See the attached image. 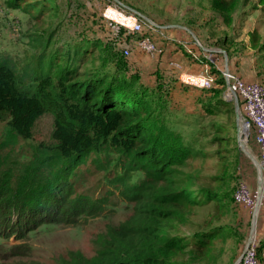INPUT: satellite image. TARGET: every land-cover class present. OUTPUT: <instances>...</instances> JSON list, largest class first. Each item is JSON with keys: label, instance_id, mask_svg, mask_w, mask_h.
<instances>
[{"label": "rangeland", "instance_id": "1", "mask_svg": "<svg viewBox=\"0 0 264 264\" xmlns=\"http://www.w3.org/2000/svg\"><path fill=\"white\" fill-rule=\"evenodd\" d=\"M114 1L162 25L171 38L165 39L142 21L144 40L157 47L148 51L135 44L129 58L135 57L146 73L133 74L122 49L111 44L93 50L91 58L66 48L73 31L88 34L93 32L92 24L93 29L97 25L102 42L110 39V26L101 14L109 0H0V61L13 67L21 87L33 90L38 74L47 71L56 78L67 63L77 71L98 68L104 62L96 56L102 54L109 66L119 64L124 69L121 78L145 92L155 132L191 152L185 164L176 166L182 185L188 186L191 195L201 196L206 190L216 195L179 209L169 234L180 237L182 244L172 259L181 264H235L250 236L255 210L236 202L233 193L244 179L258 194L257 174L251 182L242 170L255 137L253 130L241 138L238 135L236 113L241 102L226 93L225 86H166L175 68L167 70L171 77L152 75L154 67L145 59L162 54L166 42L173 49L180 37L190 40L195 35L203 44L223 49L229 59L253 53L264 63V0ZM169 25L185 30L175 34ZM218 52L221 65L224 53ZM198 69L195 64L191 70ZM112 72L107 71L108 76H114ZM258 81L264 84V72ZM53 129L52 112L39 117L29 139L13 135L6 121L0 120V264H89L107 241L108 229L129 221L134 212L128 194L146 180L145 164L108 141L73 167L69 165L68 171L64 161L61 170ZM56 178L61 184L54 183ZM47 186L50 189L44 193ZM32 191L37 194L29 195ZM93 201H100L101 209ZM258 202V208H263L264 200L258 198ZM21 204L37 216L30 224L25 214L20 217ZM256 217L254 236L260 242L264 240L258 238L257 229L263 209ZM259 257L264 264V252Z\"/></svg>", "mask_w": 264, "mask_h": 264}, {"label": "trees", "instance_id": "2", "mask_svg": "<svg viewBox=\"0 0 264 264\" xmlns=\"http://www.w3.org/2000/svg\"><path fill=\"white\" fill-rule=\"evenodd\" d=\"M103 44L114 46L110 40L102 42L100 37H95L73 49L66 48L91 58L92 51H98ZM96 59L105 64L77 71L76 66L67 63L64 72L56 78L47 71L42 76L38 74L40 78L35 80L34 90L21 87L13 67L0 61V120L6 121L13 135L29 139L39 117L52 112V136L61 170L65 162L68 171L69 165L73 167L108 141L147 167L146 180L128 194L134 202L130 220L108 229L107 241L89 264H181L172 259L182 244L180 237L169 234L172 220L185 205H200L216 195L210 190L201 196L188 192L176 166L185 164L191 153L189 149L155 132L144 100L145 92L134 89L130 80L121 78L124 69L119 64L109 66L102 54ZM107 71H113L114 76H108ZM54 183L61 184L60 178ZM36 194L37 191H32L29 195ZM99 202L93 201L92 205L101 209ZM19 208L26 223L37 218L31 209L22 204Z\"/></svg>", "mask_w": 264, "mask_h": 264}, {"label": "built area", "instance_id": "3", "mask_svg": "<svg viewBox=\"0 0 264 264\" xmlns=\"http://www.w3.org/2000/svg\"><path fill=\"white\" fill-rule=\"evenodd\" d=\"M102 18L110 26V41L122 49L126 57L132 53L134 45H138L140 49L150 50L157 47L151 41H145V35L142 34V21L147 22L154 32H157L171 39L165 33L164 27L159 26L156 22H148L135 12L122 6L121 3L109 0L102 11ZM113 40V41H112ZM192 43L199 48L197 52L191 51L193 60L201 67L198 70H191L188 66L180 62L171 61L172 68H175V77L182 84L201 89H209L214 87L225 86L226 93L236 95L241 102L242 124L250 133L254 132L255 141L259 145L260 153L257 158L258 164L257 175L264 178V84L260 81H248L242 76L232 71L223 63L217 64L216 58L206 48L201 40L195 36H191ZM181 43H186L180 40ZM210 50V51H208ZM220 51V50H218ZM218 51H215L219 53ZM226 61L225 55L223 56ZM233 198L236 202L254 209L258 201V194L254 193L249 184L244 179H240ZM260 242L254 236L251 243L243 250L237 264H263L260 260Z\"/></svg>", "mask_w": 264, "mask_h": 264}, {"label": "crops", "instance_id": "4", "mask_svg": "<svg viewBox=\"0 0 264 264\" xmlns=\"http://www.w3.org/2000/svg\"><path fill=\"white\" fill-rule=\"evenodd\" d=\"M92 20H94V19L91 18V21ZM93 25L94 24H92L91 28H92V31L94 33L90 31L88 34H84V33H76L75 31H73V37L71 38L72 40L71 39L68 40V42L65 45L67 47L70 46L73 49L77 45H79L81 42H85L88 40H92L95 37H99L100 31L96 28L97 25L95 26V29H93L94 28ZM168 28L174 29L173 32L175 34H181L182 30H185V28L182 29V27H168ZM177 28H180V30H178ZM85 29H88V28H85ZM79 30H84V29L81 28V29H78V31ZM180 38L182 39V41H184L186 43L179 42L177 44V46L172 49V48H170L171 46L168 45V42H166L165 46H163V49H165V51L162 54H160L158 56L146 57L145 64H148V65L152 64L154 67V72H150L149 74H152V75L153 74H155V75L164 74V76H169V73L167 72V70H169V67L172 69L170 61L182 62L184 65L188 66L190 69H192L195 64L198 65L199 68L201 67V64L195 62L193 60L192 55H191V51L197 52L199 50V48L196 47L192 43L191 38H190V40H186L185 39L186 37H183V38L180 37ZM201 42H204V41L201 39ZM204 46L211 50V51L210 50H208V51H210L212 53V55L217 60V64H219V53L215 52L216 47L207 46L206 44H204ZM181 49H183V50H181ZM165 53H167L168 56H165ZM129 56L127 57L129 70L131 69L133 74L134 73H146V72H144L143 69H140V67H138L139 65H138L135 57L132 56L129 58ZM176 56L179 57L178 60H175ZM221 60H223V61H221L222 64L227 63L228 64L227 66L231 70H234L237 74H239L245 80H248V81H254V80L258 81V79L261 78V76L264 72L263 61L260 59V56H256V54H253V53L252 54H249V53L239 54V57H233V59L228 58V62L227 61L224 62V59H221ZM169 77H171V76H169ZM175 84L176 85L182 84L179 80L176 79L175 76H173L172 78H168V80L165 81L166 86L167 85L172 86ZM182 86H186V85L182 84ZM251 148H252L251 151H252L253 156H250L249 154H247L248 157L245 158V161L243 162V165H242V167H243L242 170L244 171V175H246L248 178H250L249 181L254 180L253 179L255 176L254 174L255 173L257 174V168H256L255 160H256V158L259 157V153H260V148H259V145L257 144V142L255 141V138L252 139V147ZM246 182L249 183L248 180H246ZM255 182L258 185V179ZM262 199L264 200V189H263V192L260 196L261 202H262ZM260 208H261V206L258 208V215L260 214V211L263 209V221H262V223H260L259 229H257V230L259 233L258 238L264 240V205H263V208H261V210H260ZM255 233H256V231H255ZM260 245H261L260 251L264 252V241H260Z\"/></svg>", "mask_w": 264, "mask_h": 264}, {"label": "water", "instance_id": "5", "mask_svg": "<svg viewBox=\"0 0 264 264\" xmlns=\"http://www.w3.org/2000/svg\"><path fill=\"white\" fill-rule=\"evenodd\" d=\"M150 22H153L152 20L149 19ZM162 26V25H161ZM177 25H169L167 27H176ZM221 51H223L224 55H225V59L226 61L228 62V55L227 53L223 50V49H220ZM236 99H238V97L236 95H234ZM237 121H238V126H237V131H238V135L240 136V138L246 134V132L244 131V126L242 124V112H241V107L238 106L237 108ZM244 131V132H243ZM247 154H249L250 156H253L252 152L250 150H247L246 151ZM256 162V166L258 164V161L255 160ZM257 193H258V198L260 199V196L263 192V189H264V178L262 177V175H259L258 176V185H257ZM258 203L257 202V205L255 207V212H254V220H253V226H252V229H251V233H250V236L247 240V243H246V246L245 248L251 243L253 237H254V234H255V231H256V215H257V211H258ZM244 248V249H245ZM241 255L239 256V258L237 259V261L235 262V264H237L238 260L240 259Z\"/></svg>", "mask_w": 264, "mask_h": 264}, {"label": "clouds", "instance_id": "6", "mask_svg": "<svg viewBox=\"0 0 264 264\" xmlns=\"http://www.w3.org/2000/svg\"><path fill=\"white\" fill-rule=\"evenodd\" d=\"M218 50H220V49L217 48L216 51H218ZM220 51H221V50H220ZM126 58H127V57H126ZM257 202H258V201H257ZM256 205H257V204H256ZM254 209H255V208H254ZM259 253H260V252H259Z\"/></svg>", "mask_w": 264, "mask_h": 264}, {"label": "bare ground", "instance_id": "7", "mask_svg": "<svg viewBox=\"0 0 264 264\" xmlns=\"http://www.w3.org/2000/svg\"><path fill=\"white\" fill-rule=\"evenodd\" d=\"M244 131L247 132V130H246L245 128H244ZM244 131H243V132H244ZM244 138H245V137H244Z\"/></svg>", "mask_w": 264, "mask_h": 264}]
</instances>
